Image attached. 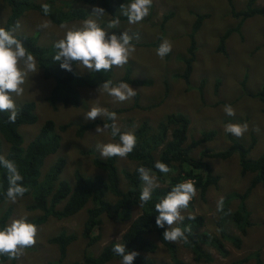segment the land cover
<instances>
[{
	"label": "rangeland",
	"instance_id": "374dc122",
	"mask_svg": "<svg viewBox=\"0 0 264 264\" xmlns=\"http://www.w3.org/2000/svg\"><path fill=\"white\" fill-rule=\"evenodd\" d=\"M30 2V0H26ZM41 3L44 0H32ZM74 8L78 7L76 0H69ZM253 4L254 8H264V0H153L150 15L139 24H128L127 20H120L117 29L110 30L119 35L123 30L130 33H139V39H133L136 52L130 58L128 64L123 68L113 67L109 72L108 80L117 81L126 68L130 69L132 78L150 79L153 84L147 87H133L137 90L140 108L131 109L132 100L117 102L106 93L96 91V87H80L79 102L75 108L58 107L55 111L47 105L46 99L50 88L53 85L51 79H44L40 70L30 77L24 85V94L17 98V107L24 102L34 103L36 122L30 126H20L16 130L23 139V146L36 134L43 121L50 119L57 126L68 124L69 126L60 133V147L58 151L44 159L40 169L43 175L58 157H63L65 166L60 179L73 182L72 173L79 170L84 175L96 173L91 160L95 153L88 151L95 150L100 156L96 145L98 143L117 142L110 138L108 133L97 134L95 128L90 129L76 138L75 131L77 124H82L84 113H86L95 99L99 98L100 104L109 110L118 109V123L128 126L130 129L136 127L141 119L155 127L167 115L181 113L188 120L187 143L199 139L203 133H212L210 140L196 148L193 152L198 158L199 152L206 150L208 153L224 152L230 146V137L247 145L251 138L254 140V148L250 152L251 157L264 155V106L257 99V93L264 84V16L254 15L244 19L240 23L238 31H233L225 39L224 53L217 52L218 37L226 29L234 28L239 23L238 19L230 16L229 11H244L245 7ZM98 6V0H91L87 6L85 18L91 13L92 7ZM77 11V9H75ZM115 15L123 16L119 5L113 10ZM194 13L206 14L201 28L194 34L196 42L195 59L192 63V70L189 76L192 88L184 90L183 82L177 75L184 69V58L189 42L187 34L193 23ZM9 8L4 0H0V26L3 27ZM105 17L104 21L109 18ZM124 17V16H123ZM83 18V19H85ZM165 18L163 25H159ZM83 19L72 21L68 24H79ZM46 18L36 12H23L15 21H19L20 29L17 35H33L41 46L55 42L63 36V30L59 26L52 25L47 30L37 27ZM15 23L13 25H15ZM12 25V26H13ZM10 26L9 28H11ZM106 27V26H105ZM168 39L172 44V51L161 59L156 55V49L160 43ZM151 43L155 46L150 45ZM144 44H147L146 47ZM78 72L87 73V69H79ZM96 76L105 75L104 72H95ZM102 82L105 80L102 79ZM230 104L235 109V116H227L223 109ZM101 118L97 117L96 119ZM90 121V120H88ZM87 122V121H86ZM249 125L248 131L240 138H237L224 131L227 123H244ZM1 153L4 154L7 142L1 138ZM102 158V157H101ZM204 161L210 166V174L216 177L212 187L207 188L203 197L199 193L193 200V211L204 218V228L209 236H218V221L222 216L220 224L226 235L233 236L237 233L234 223L225 218L217 210V201L224 198V206L234 211L239 208L238 199L230 197L232 192L241 194L244 192L249 175L241 177L236 156L232 155L225 159L217 157H205ZM119 171L125 168L131 170L132 164L126 159L116 161ZM127 183L122 180L120 190L126 189ZM248 186V185H247ZM246 186V187H247ZM29 197L18 198L16 203L3 201L0 205V217L7 209L11 214L5 224L21 214L27 213L30 221L40 215L38 210L26 211L25 205ZM107 199L111 202L114 198L108 194ZM228 200L227 203L225 201ZM245 207L250 214L251 226L247 228L246 235L242 238L239 248L230 244H224L223 253L207 249L208 261L194 262L192 256L176 243V256L188 264H253V258H245L255 253L264 264V185L257 186L249 193L244 201ZM186 209L183 214L188 213ZM140 210L137 206L132 208L131 217L126 224H119L109 217H100V229L94 228L92 235L99 233V240L92 245H87V240L81 235L82 223L85 219V212L80 211L67 220L55 221L47 219L37 225L39 235L34 247L25 250L24 256L19 260H9L4 256L0 264H69L81 263L82 256L87 251L95 255L109 241H116L122 232L126 230L129 223L138 217ZM66 231L74 235L75 240L71 242L65 258L58 262V253L55 245L48 244V239ZM149 240L156 243L155 235L152 233ZM254 254V255H255ZM142 256L153 260L154 264H171L169 254L160 244H156L153 253H143ZM107 264H120V260H113Z\"/></svg>",
	"mask_w": 264,
	"mask_h": 264
},
{
	"label": "trees",
	"instance_id": "16d2710c",
	"mask_svg": "<svg viewBox=\"0 0 264 264\" xmlns=\"http://www.w3.org/2000/svg\"><path fill=\"white\" fill-rule=\"evenodd\" d=\"M9 8L8 17L5 19L3 27L9 28L21 16L23 12L33 11L38 15L50 20L52 25L59 26L62 23H69L85 18L88 10L87 6L91 0H76L78 7L74 8L69 0H44L41 3H36L32 0H4ZM48 3L51 5V12L45 15L41 4ZM130 3V0H98V6L103 7L111 18L118 17L120 20H127L126 17L115 15L113 10L117 5ZM252 3L245 7L244 11H234L232 8L229 11L230 16H234L239 20V23L234 28H228L218 37L217 52L224 53V41L233 31H238L240 23L251 16H264V8H254ZM77 9V11L75 10ZM193 23L188 37L187 56L184 58L183 72L177 75L184 85V90L192 88L189 76L192 70V63L195 59L196 42L194 34L201 28L206 14L194 13ZM109 19L103 22L102 26H106ZM165 18L159 24L163 25ZM19 38L25 46L34 53L37 59V66L41 70L42 77L51 79L53 85L47 95V105L55 111L58 107L75 108L79 102L80 87H96L101 85L102 79L108 80L110 71L104 72L105 75L96 76L93 72L80 73L73 65V72H68L60 68L58 62L54 61L53 56L55 49L53 43L41 46L37 43V39L33 35H19ZM147 44H144L146 47ZM150 45L155 46L151 43ZM113 81V80H112ZM126 82L133 87H147L153 84L150 79L132 78L130 69L126 68L123 75L117 82ZM257 99L264 106V84L260 87L257 93ZM138 94L132 99L131 109L140 108L138 102ZM20 109L15 123H8L7 119L10 113L0 112V140L1 138L7 142L5 157L16 162L23 179V185L29 188V191L23 197H29L28 203L25 205V210L30 212L33 210L40 211L41 215L31 222L39 225L46 219L55 221L67 220L76 215L81 209H84L86 216L82 223L81 235L87 240V245L90 246L97 242L100 238L99 233L92 235L94 228L100 229V217L102 215L111 218L115 222L123 225L126 224L130 217L132 208L137 206L140 214L137 218L131 221L124 232L121 233L119 240L109 241L103 246L98 253L91 255L85 252L82 256V262H73L69 264H107L113 260H121L113 251V246L116 242L125 244L126 249L136 250L139 255L135 258L134 264H154L153 260L142 256L143 253H153L155 246L149 241V236L154 233L157 241L165 248L169 254L172 264H187L182 262L176 256V243L189 252L196 262L208 261L207 249H213L223 253L222 248L225 243H230L233 247L238 248L241 243V237L246 234L247 228L251 226L250 214L245 207L244 201L249 193L257 186L264 185V155L251 157L250 152L254 148V140L251 138L247 145L230 137V146L224 152L208 153L206 150L199 152L198 158H195L193 152L196 148L210 140L212 133H203L199 139L187 141L188 120L181 113H172L167 115L162 121L158 122L155 127H152L146 119H141L133 129L121 130V132H134L137 137V145L132 153L126 159L134 163L131 171H126L125 168L119 171L116 161H120L119 157L100 158L94 150L88 151L93 156L91 163L102 174L84 175L79 170H74L72 173L73 182L70 185L66 180L59 179L60 173L64 166L62 158L56 159L54 164L43 175H40V168L44 158L57 151L60 146V133H62L69 125L59 124L54 125L51 120H46L38 132L23 146L22 136L16 130L20 125H31L36 122L34 114V103L24 102L18 106ZM118 113L120 110H110ZM105 122L112 121L104 118ZM103 119L94 121H85L82 124H77L75 137H81L84 132L96 125L103 126ZM109 135L112 139L119 141V136L112 137L109 130ZM1 151V143H0ZM1 154V153H0ZM236 156L239 174L241 177L249 175L248 182L244 192L240 195L236 192L230 193V197L238 199L239 208L231 211L224 206V210L220 211L225 218L233 221L239 236H225L222 224L217 225L218 236L211 237L202 230L203 218L195 215V220L185 221L180 225L174 226H191L192 232L186 233L188 236L187 242L180 240L172 243L163 239V232L167 229L158 228L155 223V218L158 213L155 211V204L162 199L171 188L183 180L193 179L196 181V188L199 197L215 183L216 177L211 176L210 166L204 161L205 157H217L225 159L229 156ZM159 160L166 163L171 172L167 175L160 173L154 168L155 162ZM152 169L153 174L158 177L160 187L155 189L152 195V200L140 207L139 196L142 189V181L139 178L137 169L141 166ZM126 181L127 186L124 191L120 189L121 181ZM8 187L6 170L0 167V204L6 200V190ZM110 192L115 197V201L110 203L105 197ZM194 200V199H193ZM193 202V201H192ZM228 200L225 201L227 203ZM88 205V206H87ZM1 206V205H0ZM87 206V207H86ZM11 214V209L7 208L0 217V227L5 225V222ZM185 215V217H187ZM75 240L71 233L60 231L53 237L48 239V244L55 245L58 253V262L65 258L66 252ZM70 244V245H69ZM254 252L245 258V262L250 258H255L253 264H263L260 259L254 257ZM49 264L50 262L47 261ZM211 260L208 261L210 263Z\"/></svg>",
	"mask_w": 264,
	"mask_h": 264
},
{
	"label": "clouds",
	"instance_id": "9594fccd",
	"mask_svg": "<svg viewBox=\"0 0 264 264\" xmlns=\"http://www.w3.org/2000/svg\"><path fill=\"white\" fill-rule=\"evenodd\" d=\"M152 6L153 0H130V3L121 4L119 9L121 10V14L127 18L128 24L132 25L141 23L147 16H149ZM41 8L46 16L50 14V4L43 3L41 4ZM106 16H108V13L103 7L93 6L91 13L88 14L85 19L80 21L79 24H73L69 26L66 23H62L59 25L64 34L61 38L57 39L53 43V48L56 50L53 59L59 63L61 69L68 72H73V65H76V69L78 65L80 66L78 68L81 70L87 69L89 72L95 73L108 72L111 71L113 67L123 68L126 64H128L130 58H132L136 52L135 44H133L132 41L134 38L136 40L139 39V33H130L129 30H123L119 35H117L115 32L110 34V30L117 29L119 27L120 19L118 17L110 19L111 16L109 14L110 17L108 18L109 20L107 21L105 27L102 26V24ZM51 26L52 22L50 20H43L37 25V27L41 30H47ZM20 27L19 21H17L11 28L0 26V112L10 113L7 119L8 123L16 122L20 111V109L17 107V98L24 94V85L30 79V77L38 73L40 70L37 66L38 62L34 53H32L25 46V44L17 35ZM171 51V42L168 39H164L156 49V55L163 59ZM96 91H98L99 94L106 93L107 95L113 97L117 102L130 101L137 95V90L129 83L123 81L114 83L111 79L105 80ZM223 111L227 116H235L236 114L235 109L230 104H226ZM97 117H101L98 119L104 120L103 126L96 125V128L93 127L95 128L97 134L108 133L110 130L112 137H116L117 135L119 136L118 142H109L103 144L98 143L96 145L100 156L105 159L112 157H119L120 160L126 159V157L134 151L138 143L135 133L131 131L121 132V130L131 129L128 126L119 124V115L116 114V112L110 111L108 108L101 106L99 98L95 99V102L91 105L90 109L84 113V119L86 121H94ZM104 118H107V120L112 122L109 124L105 122ZM45 121H43L42 124ZM42 124L39 126L38 130ZM248 129L249 125L247 122L227 123L224 126V131L226 133H229L237 138L242 137L248 131ZM5 153L6 152H4V154H0V167L5 169L7 173L8 187L6 190V200L16 203L18 198H22L24 194L29 191V188L23 185L22 182L24 177L22 176L16 162L7 159L4 156ZM55 153L48 156L54 155ZM58 158L63 159V157ZM127 161L131 162L129 160ZM131 164L132 170L134 163L131 162ZM154 168L165 175L172 171L166 163L159 160L155 162ZM96 171L97 172L94 174H102L98 169H96ZM137 172L139 173V178L142 181V189L139 196L140 207H142L152 200L153 192L155 189L160 187V184L158 177L153 174L152 169L141 165L137 169ZM67 182L70 185L72 184L69 181ZM197 193L198 190L196 188V181L193 179H186L175 184L171 190L168 191L167 194L155 204V211L158 213L155 218L156 226L158 228H165V225L168 226L163 232L164 240L172 243L178 242L180 240L187 242L188 236L186 233L190 234L192 232L191 226H185L182 228L180 226L174 225L182 224L186 218L188 220H195V215H199L203 218L201 214L194 212L192 209V201L197 196ZM108 194H110V192L106 194V199ZM112 197L115 201V197ZM108 201L112 203L110 200ZM186 209L189 212L183 214ZM217 210H224L223 197H220V199L217 201ZM80 211H84V209H81ZM187 214L188 216L185 217ZM221 217L222 216L219 217V221L217 222L218 225L221 222ZM38 235L39 228L35 223L30 221L29 215L27 213L21 214L18 217L11 219L9 223L5 224L3 227H0V262L4 260V256L8 257L9 260H19L22 256H24L26 249L36 245ZM225 236L230 235L225 234ZM234 236H239L238 231L235 235H233V237ZM242 238L243 237H241V241ZM118 240L119 237H117V241ZM149 241L155 246V248L156 244H160L157 239L156 243H153L151 240ZM112 251L117 256L122 258L120 260V264H134L135 258L139 255L138 251L128 250L126 249L125 244L119 242L114 244ZM256 256L257 255L255 254L254 257ZM254 259L255 258H253V263Z\"/></svg>",
	"mask_w": 264,
	"mask_h": 264
}]
</instances>
